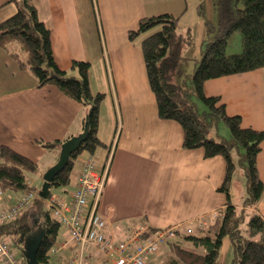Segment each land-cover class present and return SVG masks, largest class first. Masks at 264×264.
Listing matches in <instances>:
<instances>
[{
	"label": "crops",
	"instance_id": "crops-1",
	"mask_svg": "<svg viewBox=\"0 0 264 264\" xmlns=\"http://www.w3.org/2000/svg\"><path fill=\"white\" fill-rule=\"evenodd\" d=\"M19 1L0 0V22L17 11ZM26 1L34 6L39 20L49 29L58 67L77 76V71L72 69L73 62L88 63L90 92L104 94L98 114V138L103 150L97 154L81 153L74 161L68 186L56 196L70 198L84 161L91 156L102 167L111 150L107 185L99 208L106 221L107 237L121 241L135 230L150 232L177 224L191 226L193 233L199 234L211 226L213 214L222 213L226 203L225 195L218 190L225 179V160L222 156L205 159L201 149L184 150L180 125L159 120L139 46L142 38L139 36L130 42L127 35L145 17L168 13L182 17V10L179 14L173 12L174 1H178ZM203 88L205 95L219 96L227 114L238 116L244 127L264 133V67L208 80ZM86 114L83 105L55 86L38 87L31 73L20 70L0 47V147L7 146L38 165L37 172H27L34 176L25 175L36 194L39 193L34 187L36 176L42 181L43 174L56 164L60 153L56 148L46 150L40 142L66 141L82 134ZM211 133L212 137L216 136L215 132V135ZM222 135L229 137L226 133ZM262 143L256 165L264 184V140ZM239 189H242L240 185ZM244 189L246 196V183ZM24 192H5L0 200V213L14 205ZM243 201H232V204L241 209ZM33 203L25 215L39 225L41 213ZM246 211L258 213L264 219V201ZM196 219H202L207 226L195 224ZM63 231L58 244L67 239V232ZM221 247L218 264H229L232 248L227 238ZM163 249L167 252L163 259L161 253L150 257L147 264L172 261L166 246ZM75 250L68 246L59 251L54 264L70 258ZM85 253L89 260L100 257L90 247Z\"/></svg>",
	"mask_w": 264,
	"mask_h": 264
},
{
	"label": "trees",
	"instance_id": "trees-1",
	"mask_svg": "<svg viewBox=\"0 0 264 264\" xmlns=\"http://www.w3.org/2000/svg\"><path fill=\"white\" fill-rule=\"evenodd\" d=\"M212 4L218 23L216 28L205 23L200 58L194 62L189 76L182 75L179 67L182 38L176 33L177 17L169 13L145 17L138 21L136 29L127 33L130 42L148 33L139 46L159 120L180 125L184 150L201 149L205 159L222 156L225 160V179L218 189L226 198L222 213L199 234L179 235L167 242L166 249L172 256V261L167 264H218L225 238L232 248L229 264H264V219L258 213L246 211L264 201V184L256 165L264 133L244 127L238 116L227 114L219 96H207L203 88L208 80L250 73L264 67V0H212ZM17 5V11L0 22V47L8 52L20 70L31 73L38 87L53 85L87 109V117L82 123L87 127L85 140L72 154L69 164L50 183L51 196V189L68 186L74 161L81 153L94 154L97 148L103 147L98 138V114L104 94L90 92L88 63L73 62L72 69L77 71V76L58 67L53 58L49 29L39 20L34 6L26 0H20ZM234 32L240 34L241 51L230 55L225 50L228 38ZM175 75L182 78L181 84L173 82ZM219 123L227 127L228 139L217 133ZM213 130L216 138L212 137ZM63 142L40 144L49 150L59 149ZM233 150L238 169L246 178L247 193L241 209L230 201V185L236 171L231 158ZM37 169L38 165L27 157L7 146L0 147V187L4 193L34 191L25 175L35 173ZM34 203L41 213L39 225L27 219L26 209L17 219L0 224V236L9 237L14 245L23 247L26 239L36 233L40 238L34 264H54L55 255L49 251L58 244L60 226L44 209L41 198Z\"/></svg>",
	"mask_w": 264,
	"mask_h": 264
},
{
	"label": "built area",
	"instance_id": "built-area-1",
	"mask_svg": "<svg viewBox=\"0 0 264 264\" xmlns=\"http://www.w3.org/2000/svg\"><path fill=\"white\" fill-rule=\"evenodd\" d=\"M112 154L107 153L106 163L99 167L90 156L77 175L75 189L70 198L48 196L43 200L45 209L60 229L67 232V239L53 246L49 254L56 255L68 246L75 247L74 254L58 264H147L150 257L156 256L167 242L177 239L179 235L194 232L191 226L168 227L146 234V231L135 230L124 240H115L105 235L106 221L99 212L102 193L107 185L108 164ZM108 161V162H107ZM4 192L0 187V200ZM38 199V195L28 190L17 202L0 213V224H6L19 217ZM221 214V212H220ZM220 214H213V220ZM195 224L207 226L202 219L194 220ZM92 248L100 257L98 260L86 258L85 251ZM0 261L2 264H26L16 259L10 244L0 236Z\"/></svg>",
	"mask_w": 264,
	"mask_h": 264
},
{
	"label": "rangeland",
	"instance_id": "rangeland-1",
	"mask_svg": "<svg viewBox=\"0 0 264 264\" xmlns=\"http://www.w3.org/2000/svg\"><path fill=\"white\" fill-rule=\"evenodd\" d=\"M174 1V0H173ZM174 1L175 7H174V14H179V12L182 10L184 14L178 17V25L176 33L181 36L182 38V48H181V63H180V71L182 75L189 76L193 72L194 69V62L200 58V49L202 45V41L204 39V36L206 34L205 31V23H208L209 26H212L213 28L217 26L218 19L215 12V9L213 8L212 0H177ZM148 33H146L147 35ZM146 35L141 36V38L146 37ZM141 40V39H138ZM241 51V41H240V34L239 32H234L230 35L228 38V44L226 46L225 53L227 54H238ZM173 82L175 84H181L182 78L178 75H175L173 77ZM201 107V105H199ZM218 133L223 137V133H226L228 135V129L223 123H219L218 125ZM213 133L215 130L212 131ZM215 135V133H214ZM216 138V136H215ZM228 139V137H226ZM103 149L97 148L94 152V154L100 153ZM83 155H86V152H83ZM233 163L236 166V171L233 175L234 179V186L232 187L233 191L231 192V201H235L236 203H241L243 200L244 195V186L246 183V178L242 175V173L239 171L237 166V155L235 151L233 150L231 152ZM104 156V155H103ZM28 175V174H27ZM26 175V176H27ZM34 176L32 174L28 175ZM37 177V178H36ZM32 177L36 178V183L34 185L35 189L39 192L42 188V181L40 180L39 176ZM239 185L242 187V189H239ZM62 188H53L51 189V193L54 195L61 193ZM242 192V193H240ZM245 196V195H244ZM246 228V225L243 226V229ZM59 236L61 237L65 232L63 229L59 230ZM4 242L10 244L11 251L13 255L16 257V259H19V257H22L21 261H25L26 263V256L24 255V252L26 250V244L23 247H17L12 243V241L9 239V237H2ZM38 236L35 234L30 235L27 240H36ZM257 239V238H256ZM26 243V242H25ZM164 247V246H163ZM161 248L162 250L159 252V254L162 253V257L167 254L166 250ZM22 249H24L22 251ZM163 251V252H162ZM165 252V254H164ZM159 256V257H160ZM170 257H172L169 253ZM24 257V258H23ZM1 262V261H0ZM161 264L168 263L166 260L161 261ZM1 264V263H0Z\"/></svg>",
	"mask_w": 264,
	"mask_h": 264
},
{
	"label": "water",
	"instance_id": "water-1",
	"mask_svg": "<svg viewBox=\"0 0 264 264\" xmlns=\"http://www.w3.org/2000/svg\"><path fill=\"white\" fill-rule=\"evenodd\" d=\"M82 134L78 136H73L69 139H67L65 142H63L60 145L59 148V156L56 161V164L51 166L42 177V188L38 193V198H41L42 200L48 199L49 191H50V183L53 181V179L61 173V171L69 164V161L71 160V156L73 153L76 152L80 144L85 140L87 127L86 124L83 127ZM39 238H36V240H27L26 241V250L24 252V255L26 256L27 264H34L35 262V251L39 245Z\"/></svg>",
	"mask_w": 264,
	"mask_h": 264
}]
</instances>
